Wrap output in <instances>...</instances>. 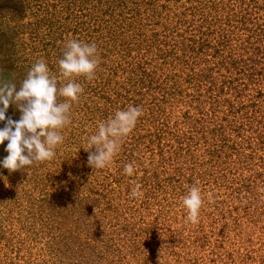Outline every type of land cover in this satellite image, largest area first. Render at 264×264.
Listing matches in <instances>:
<instances>
[{"label":"trees","instance_id":"trees-1","mask_svg":"<svg viewBox=\"0 0 264 264\" xmlns=\"http://www.w3.org/2000/svg\"><path fill=\"white\" fill-rule=\"evenodd\" d=\"M70 39L95 43L100 63L74 79L84 91L55 158L12 172L47 237L23 264H264V0H0V77L17 88L39 59L65 85ZM130 105L143 115L92 169L86 138ZM193 185L196 224L182 205Z\"/></svg>","mask_w":264,"mask_h":264},{"label":"clouds","instance_id":"clouds-1","mask_svg":"<svg viewBox=\"0 0 264 264\" xmlns=\"http://www.w3.org/2000/svg\"><path fill=\"white\" fill-rule=\"evenodd\" d=\"M99 63L95 43L70 39L58 61L60 76L68 81L65 85L58 86L57 76L50 74L43 59L31 66L19 88L11 81L0 79V123L4 125L0 128V144L7 141L5 150L8 153L3 161L4 168L13 172L55 158L56 148L64 142L62 129L71 124L72 104L78 102L84 91L83 86L74 79L84 77L88 81L94 80ZM10 105H15L19 110L18 120L6 118ZM142 115L140 106L130 105L127 109L115 111L106 122H100L95 134L86 138L88 166L104 169L110 165L120 151L123 139L133 131ZM93 148L95 150L90 151ZM123 171L133 176V163L126 164ZM141 188L139 183H135L130 196L141 198ZM208 200L209 203L214 202L211 194ZM203 203L201 189L191 186L182 197V205L187 210L186 222H199Z\"/></svg>","mask_w":264,"mask_h":264},{"label":"rangeland","instance_id":"rangeland-1","mask_svg":"<svg viewBox=\"0 0 264 264\" xmlns=\"http://www.w3.org/2000/svg\"><path fill=\"white\" fill-rule=\"evenodd\" d=\"M7 156V151H0V264H23L26 260L24 252L30 250L31 257H36L44 248L47 237L44 228L34 226L33 212L29 211L30 197L34 193L30 191L27 176H15L4 168L3 161ZM19 244L24 248L15 258ZM37 258L38 262L46 259L45 256Z\"/></svg>","mask_w":264,"mask_h":264}]
</instances>
